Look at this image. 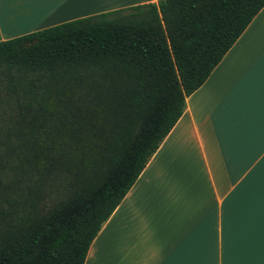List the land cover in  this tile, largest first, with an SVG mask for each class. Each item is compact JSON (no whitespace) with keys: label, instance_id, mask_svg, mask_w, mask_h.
<instances>
[{"label":"trees","instance_id":"16d2710c","mask_svg":"<svg viewBox=\"0 0 264 264\" xmlns=\"http://www.w3.org/2000/svg\"><path fill=\"white\" fill-rule=\"evenodd\" d=\"M264 0H159L0 41V264L90 246Z\"/></svg>","mask_w":264,"mask_h":264},{"label":"crops","instance_id":"0c3cea01","mask_svg":"<svg viewBox=\"0 0 264 264\" xmlns=\"http://www.w3.org/2000/svg\"><path fill=\"white\" fill-rule=\"evenodd\" d=\"M159 0H0V41ZM85 264H264V7L104 223Z\"/></svg>","mask_w":264,"mask_h":264}]
</instances>
